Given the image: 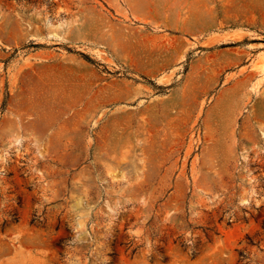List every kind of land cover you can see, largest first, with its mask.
<instances>
[{"label": "rangeland", "instance_id": "obj_1", "mask_svg": "<svg viewBox=\"0 0 264 264\" xmlns=\"http://www.w3.org/2000/svg\"><path fill=\"white\" fill-rule=\"evenodd\" d=\"M0 264H264V0H0Z\"/></svg>", "mask_w": 264, "mask_h": 264}]
</instances>
